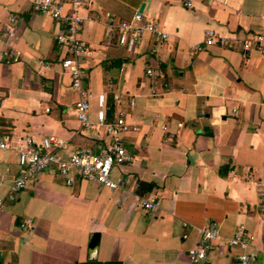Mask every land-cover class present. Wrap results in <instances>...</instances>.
Returning a JSON list of instances; mask_svg holds the SVG:
<instances>
[{
    "label": "crops",
    "instance_id": "crops-1",
    "mask_svg": "<svg viewBox=\"0 0 264 264\" xmlns=\"http://www.w3.org/2000/svg\"><path fill=\"white\" fill-rule=\"evenodd\" d=\"M141 3L143 17L166 39L145 34L126 53L98 17L79 32L87 47L79 66L89 118L103 93L107 119L121 113L137 125L123 136L133 161L111 170L125 187L81 179L66 186L52 168L40 171L0 207V264H240L242 251L246 264H264V55L238 43L203 42L205 28L238 40L264 33V0H191L189 8L181 0H93L91 9L127 19ZM6 12L15 23L0 44V132L13 140L55 135L66 141L64 153L96 144L90 130L73 135L77 94L59 67L63 48L54 43L61 27L31 11L27 0H0V15ZM145 64L164 74L167 86L158 96L149 94ZM15 172V153L0 149V195ZM140 196L157 198L160 208L142 210ZM21 221L30 227L20 229ZM209 223L221 236L243 226L253 235L251 246L218 245L206 259L189 261L186 250ZM93 233L98 243L89 249Z\"/></svg>",
    "mask_w": 264,
    "mask_h": 264
},
{
    "label": "built area",
    "instance_id": "built-area-1",
    "mask_svg": "<svg viewBox=\"0 0 264 264\" xmlns=\"http://www.w3.org/2000/svg\"><path fill=\"white\" fill-rule=\"evenodd\" d=\"M29 8L33 12L47 15L61 28L54 35L55 45L63 48V55L59 60V67L69 77V85L76 94L77 99L73 102V115L78 122V128L73 135L90 130L97 143L88 145L73 146L68 152H63L66 141L55 135H44L38 139L24 134L14 140L0 132V149H10L15 153L16 172L11 177L4 194L0 195V207L5 202H12L16 199L17 193L25 185L33 181L37 174L47 168H52L60 177L62 183L71 186L77 179L95 182L108 189H123L126 185L121 175L112 176L111 170L114 166L129 164L133 161V154L124 144V134L129 131H136L137 125L129 123L124 114L107 119L105 110L107 108L105 95H96V113L94 120L88 116L89 93L82 88V72L79 66V57L87 52V47L79 36L84 21H93L95 17L102 19L107 33L114 35L118 45L126 53H133L141 44L145 34L151 35L158 40L166 39L157 23L152 19H145L142 12L134 11L127 18H118L115 14L101 9H91L93 0H27ZM184 7H191V0H181ZM85 11L83 15L81 12ZM95 13L92 15V13ZM15 15L6 12L0 15V44L13 29ZM205 45L217 44L231 47L236 43L243 51L250 49L257 50L264 55V33H250L241 39L222 36L211 28L204 29ZM197 47V46H196ZM150 53L155 49L150 48ZM9 59H14V52L9 49L6 53ZM36 64L42 68L50 67V62L45 59H37ZM144 75L151 80L149 94L158 96L164 90L167 83L162 70L153 64H145ZM117 100L118 96L113 95ZM181 126V123H177ZM165 126H162L164 129ZM138 206L149 213L160 208V201L155 197H138ZM20 229H28L30 223L21 221L18 224ZM253 235L238 225L230 236H221L213 223H209L198 230L195 243L186 250L189 261H202L206 259L216 246L238 247L241 250L251 246ZM240 264H246L248 255L242 251L237 256Z\"/></svg>",
    "mask_w": 264,
    "mask_h": 264
},
{
    "label": "trees",
    "instance_id": "trees-1",
    "mask_svg": "<svg viewBox=\"0 0 264 264\" xmlns=\"http://www.w3.org/2000/svg\"><path fill=\"white\" fill-rule=\"evenodd\" d=\"M73 264H121L119 261H99L97 259H84Z\"/></svg>",
    "mask_w": 264,
    "mask_h": 264
},
{
    "label": "water",
    "instance_id": "water-1",
    "mask_svg": "<svg viewBox=\"0 0 264 264\" xmlns=\"http://www.w3.org/2000/svg\"><path fill=\"white\" fill-rule=\"evenodd\" d=\"M143 3L140 4L138 11L141 12ZM98 243V234L97 233H93L91 234L90 238H89V242H88V248L89 249H94L96 247Z\"/></svg>",
    "mask_w": 264,
    "mask_h": 264
}]
</instances>
